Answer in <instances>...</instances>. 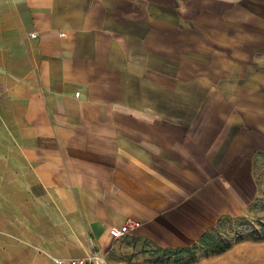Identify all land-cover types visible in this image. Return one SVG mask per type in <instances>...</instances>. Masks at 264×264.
Returning <instances> with one entry per match:
<instances>
[{
	"label": "crops",
	"instance_id": "crops-1",
	"mask_svg": "<svg viewBox=\"0 0 264 264\" xmlns=\"http://www.w3.org/2000/svg\"><path fill=\"white\" fill-rule=\"evenodd\" d=\"M263 192L264 0H0V264H264Z\"/></svg>",
	"mask_w": 264,
	"mask_h": 264
},
{
	"label": "rangeland",
	"instance_id": "rangeland-1",
	"mask_svg": "<svg viewBox=\"0 0 264 264\" xmlns=\"http://www.w3.org/2000/svg\"><path fill=\"white\" fill-rule=\"evenodd\" d=\"M261 196L264 197V192ZM256 203L258 204H255L254 208L260 210L259 215H253L247 221L232 228L229 226L220 228L213 235L206 237L204 239V243L207 245L206 252L216 253L242 239H250L252 241L264 239V199L257 200Z\"/></svg>",
	"mask_w": 264,
	"mask_h": 264
},
{
	"label": "built area",
	"instance_id": "built-area-1",
	"mask_svg": "<svg viewBox=\"0 0 264 264\" xmlns=\"http://www.w3.org/2000/svg\"><path fill=\"white\" fill-rule=\"evenodd\" d=\"M31 38L33 35L30 36ZM136 226V223L130 220L124 222L120 229V233H126L129 229ZM54 264H104L103 258L97 253H91L86 257L69 258V259H53Z\"/></svg>",
	"mask_w": 264,
	"mask_h": 264
}]
</instances>
